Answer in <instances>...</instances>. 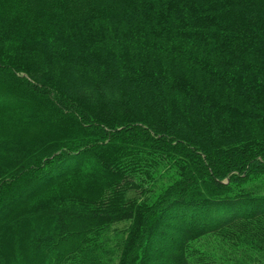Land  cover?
<instances>
[{"label":"trees","instance_id":"16d2710c","mask_svg":"<svg viewBox=\"0 0 264 264\" xmlns=\"http://www.w3.org/2000/svg\"><path fill=\"white\" fill-rule=\"evenodd\" d=\"M76 173L90 196L60 197ZM261 186L264 0L0 12V264H220L191 243L264 250Z\"/></svg>","mask_w":264,"mask_h":264},{"label":"rangeland","instance_id":"374dc122","mask_svg":"<svg viewBox=\"0 0 264 264\" xmlns=\"http://www.w3.org/2000/svg\"><path fill=\"white\" fill-rule=\"evenodd\" d=\"M16 0H0V12L7 11ZM90 180L79 173L60 183L56 192L60 197L70 200L72 197L87 198L90 196ZM264 192V186L259 188ZM129 223H121L110 227L105 234L107 247H111L112 257L116 258L120 245L126 240ZM250 242V241H249ZM242 238L241 241H229L217 236H207L194 240L191 249L207 255L208 259L220 264H264V250ZM120 251V250H119Z\"/></svg>","mask_w":264,"mask_h":264}]
</instances>
